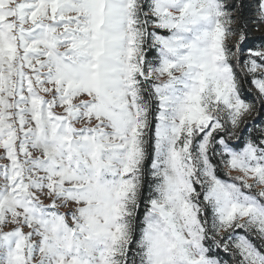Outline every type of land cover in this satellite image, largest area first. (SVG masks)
<instances>
[{
	"label": "snow or ice",
	"instance_id": "1",
	"mask_svg": "<svg viewBox=\"0 0 264 264\" xmlns=\"http://www.w3.org/2000/svg\"><path fill=\"white\" fill-rule=\"evenodd\" d=\"M0 264H264V0H0Z\"/></svg>",
	"mask_w": 264,
	"mask_h": 264
}]
</instances>
